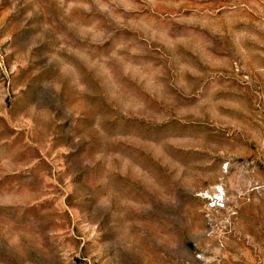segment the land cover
I'll use <instances>...</instances> for the list:
<instances>
[{"label": "rangeland", "instance_id": "obj_1", "mask_svg": "<svg viewBox=\"0 0 264 264\" xmlns=\"http://www.w3.org/2000/svg\"><path fill=\"white\" fill-rule=\"evenodd\" d=\"M175 2L180 6L161 4L126 16L149 17L168 25L174 36L193 34L221 62L209 68L200 55L179 46L176 55L204 73L187 77L193 85L187 96L171 87L176 65L169 54L140 33L105 22L112 39L90 45L67 29L56 0H0V40L11 37L0 44V193L24 198L22 204L0 206V264H264V151L251 139L252 132L264 129V43L242 37L238 47L234 35L247 30L264 38V28L258 27L264 23V0ZM37 6L39 11L24 23L25 13ZM173 16H195L208 26L177 24ZM73 19L88 23L93 16L80 13ZM43 23L51 30L37 39ZM57 33H66V38L57 40ZM121 37L144 46L147 55L137 59L163 69L162 82L178 105L194 106L211 96L213 104L236 102L240 107L216 106L215 121L207 113L182 121L174 109L124 78L120 82L147 108L131 117L122 115L94 74L66 49L59 50L64 43L86 49L95 59L108 55ZM29 45L34 46L31 51ZM53 55L59 60H52ZM60 60L76 66L88 93L75 92L59 71ZM56 83L63 84L58 95ZM214 85L220 86L215 92ZM160 113H167L163 123H157ZM223 118L244 127L233 131ZM130 134L145 143L134 147L113 142L117 135ZM169 137L192 138L187 147L199 150L166 149L174 159L192 164L191 171H170L166 155L157 153L154 144ZM117 153L130 161L127 175L121 174V159L111 161L113 170L97 160V154ZM133 166L140 167L142 179L132 174ZM101 180L114 197L150 205L132 217L141 226L129 235L113 215L118 209L99 205ZM153 180L167 188V203L152 190Z\"/></svg>", "mask_w": 264, "mask_h": 264}, {"label": "clouds", "instance_id": "obj_2", "mask_svg": "<svg viewBox=\"0 0 264 264\" xmlns=\"http://www.w3.org/2000/svg\"><path fill=\"white\" fill-rule=\"evenodd\" d=\"M58 7L62 10V18L64 19L67 29L74 32L77 38L82 41H87L90 45H103L112 39L114 33L108 31L104 27L105 22L115 29L127 28L131 32L140 33L142 39L156 43L161 48L166 50L169 54V60L176 65V71L174 73L175 79L171 82V87L175 88L177 92L182 95H191L192 84L187 79L188 76L199 78L204 75L195 65L189 61H184L176 55V50L179 46L189 47L193 50L194 54H198L201 57L202 63L209 68L218 67L221 62L214 60L204 50L206 45L203 41L198 39L193 34L174 36L171 34L170 27L164 24H158L156 21L145 16H126L130 13H139L141 8L155 9L161 4H166L169 7H179L180 3H176L175 0H142L138 3L137 0H56ZM182 3V0H181ZM15 4H13V10ZM39 11L37 6L34 11L25 13L27 22L34 16L35 12ZM80 13H85L93 16L88 23H80L77 17ZM96 16L103 17L104 19H97ZM172 19L177 24L194 25L199 24L201 27H207L208 22L206 20H198L195 16H173ZM231 23V21H229ZM41 31L36 33L37 39H43L45 33L51 30V26L48 23H43ZM258 27L264 28V23L258 25ZM236 37V44L239 47L240 38L248 37L252 41L257 43H264V38L256 35H249L247 30H242L238 33H234ZM66 38V33H57L56 39L63 41ZM11 39L10 36H5L3 40H0V44ZM210 46V45H207ZM29 51H31L33 45H29ZM69 55L74 56L83 67L94 74V77L100 82L101 87L105 89L106 97L114 102L115 106L119 109L122 115L131 117L144 111L147 108L146 102L130 93L124 84L120 80L126 78L135 82L141 86L144 92L155 100L158 104L166 109H174L175 116L179 120H185L188 118L200 119L204 115L210 114L215 121L219 117V113L216 112V106L224 104L225 106H232L239 108L240 105L236 102L216 101L213 104L211 96L208 99L199 100L198 104L194 106H180L177 103L176 97L169 92L168 87L162 82V78L165 76L163 69L155 67L152 62L145 60H138V57H144L147 55L144 46L137 40L121 37L113 41L112 50L108 55H103L98 58H93L88 55L86 49L67 47L64 43H61L59 50H65ZM243 51V49H240ZM52 60H59V57L53 55ZM51 62V61H50ZM59 71L68 80L70 86L75 92L83 96L89 92L88 85L82 81L81 75L76 66L68 61H59ZM117 72L119 76H117ZM62 83H56L53 85V91L58 95ZM220 88L219 85L213 86V92ZM213 105L209 109V105ZM66 114L71 115L69 109H65ZM161 119L157 123H163L167 119V113L159 114ZM225 121L224 126H230L233 131L239 132L244 125L238 121H234L230 118H223ZM101 117L97 116L96 124L94 127H99ZM219 127L220 125L217 124ZM103 135V133H101ZM113 142L123 141L124 143H130L132 146H136L140 143H145L138 135L130 134L128 136L117 135L112 138ZM251 139L255 141L261 151H264V129L254 131L251 133ZM147 143H152L148 141ZM191 137H169L160 141L159 145H155L158 154H165L167 161L170 163L167 165L170 171H175L182 175L185 171H191L193 165L185 164L184 162L174 159L170 154H166V149L169 148H183L185 151L199 150L197 147H187L192 144ZM122 160L121 174L127 175L128 166L130 161L127 157H121L119 153L115 156H103L97 154V160L105 162L109 170H113V159ZM155 158V157H154ZM164 156L162 155V159ZM165 166V165H162ZM132 174L137 179H142V172L139 166L132 167ZM152 190L157 194L158 198L167 203L169 201V195L167 188L162 183H157L155 180L151 182ZM98 187L101 189V196L99 199V205L104 209H113L114 206L118 211L113 212V215L118 219L122 231L125 235H129L130 231L135 227H140L139 221L132 217L138 215L148 208L150 205L137 202L134 198L130 197H114L113 193L108 190L104 180L99 181ZM24 203V198L16 193H0V206L5 205H17ZM16 241L14 240L13 243Z\"/></svg>", "mask_w": 264, "mask_h": 264}, {"label": "built area", "instance_id": "obj_3", "mask_svg": "<svg viewBox=\"0 0 264 264\" xmlns=\"http://www.w3.org/2000/svg\"><path fill=\"white\" fill-rule=\"evenodd\" d=\"M216 198H217V197H216ZM214 200L217 202V199H214ZM216 202L212 201V202H211V207H213V206L215 205Z\"/></svg>", "mask_w": 264, "mask_h": 264}]
</instances>
